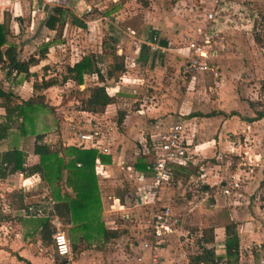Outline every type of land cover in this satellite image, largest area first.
Masks as SVG:
<instances>
[{
    "label": "crops",
    "instance_id": "crops-1",
    "mask_svg": "<svg viewBox=\"0 0 264 264\" xmlns=\"http://www.w3.org/2000/svg\"><path fill=\"white\" fill-rule=\"evenodd\" d=\"M7 1L9 6L7 11L2 13L0 22L4 19L9 21L10 34L7 43L15 45L18 49L19 37L23 32L21 22L24 16L28 15L25 8L27 1ZM122 3L120 0H77L71 8L76 20L83 21L85 32H90L94 26L99 44L93 53L83 52L77 58H72L71 65L89 56L96 60L97 67L105 76L99 63L107 60V56L111 57V63L116 60L123 65L124 70L118 73L117 80L105 81L108 93L114 98L113 102L108 104L103 112L79 110L83 116L103 118L110 123V142H105L102 149L98 150L80 139V132L88 131L90 124L95 126L89 119L75 124L74 133H62V127L58 133L61 120L57 123L54 121L58 146L96 151L99 164L94 163V172L79 177L73 168L63 169L61 172L55 168L51 170L46 185L38 174L25 175L19 171L0 179V264H153V253L157 255L156 264H206L196 263L194 258L201 255L203 247L210 249L216 256H222L225 253L227 225L234 226L238 237L236 264L258 263L260 260L264 264V101L257 103L252 97H247L244 91L239 95L237 90L226 83L214 86L218 88L209 86L204 94L195 91L193 84L198 76L211 74L201 71H198L199 75L188 74L186 66L192 52L186 42L178 44V47L169 42L175 33L168 31L167 26L171 23L164 15L166 12L147 10L146 13L152 16V21L143 23L140 16L135 19L127 17ZM88 5L93 6L92 12L96 8L97 14L85 19L81 15L90 14L85 11ZM108 6L110 7L106 10ZM124 16L131 19L133 26L120 25L121 20H126ZM33 22L34 20L30 21L31 24ZM105 34L109 37L104 38ZM154 37L160 48L152 51L147 45ZM90 45L92 46V43ZM45 46L48 47L46 56L30 66L29 77L23 73L12 72L8 75L6 72L8 77L22 75V79L15 84L16 91L7 90L2 86L0 89L27 100L34 95V82H40L42 77H55L44 74L38 76L37 71L33 70L37 67H47L45 64L49 62L50 47ZM106 47L111 48L109 54H106ZM32 54L37 53H30L28 57ZM165 57H173L177 71L189 75H182L180 79L183 89L180 85L177 90L170 92L166 82L169 78L164 84L160 82L163 80L162 72L167 64ZM128 62H131L132 67L128 66ZM212 65L215 67L214 63ZM87 78L94 79V83L87 84ZM69 81L76 84L74 80L68 79L63 84L51 86L42 92L35 91V94L41 93L45 96L48 90L65 85ZM126 82L135 84L134 87L131 85L135 88L133 92L143 89L142 84L148 83L146 86L152 88L153 91L149 92L154 97L160 94L158 102L152 101L148 104L142 101L131 110L130 104L124 101L131 98L124 93ZM93 84H102L98 82L96 73L84 74V83L76 85L83 89ZM259 90V96L264 97V92ZM3 117L4 108L0 104V122ZM120 117L121 122L118 123ZM38 119L39 116L36 119L35 133L43 134L44 142L53 146L51 139H47L44 134L45 131H37ZM174 122L183 127L184 136L190 142V155L186 164L175 167L173 174L178 171L186 172L190 165L199 166L197 178L201 184H196V189L205 194L204 198H208L209 206L215 212L225 213L227 221L224 226H214L210 229L209 237L211 236L212 240L208 242L204 241L208 238L204 236V231H200V236L195 241V251L189 250L187 246L193 242L192 233L188 228L193 223H184V219L176 217L175 229L166 238L165 244L159 249L151 248V236L147 231L151 206L140 205L136 200L137 189L150 184L151 139ZM34 141L35 135L21 134L19 124L15 122L7 137L0 140V154L15 148L26 154V165L38 164L40 157L33 152ZM223 153L228 154L225 166L219 162ZM59 156L65 161L73 159V154L65 151H61ZM241 160L245 161L248 167L240 168ZM139 163L144 164V168H138ZM231 174H241V187L232 196H225L219 192V184ZM138 175H143L144 179L138 181ZM168 185L160 189L156 206H167L174 216L169 204L164 203L163 193L169 191ZM62 202H66L69 207L66 217L56 213L55 205ZM142 212L147 216L145 223H142ZM45 224L51 231L50 238L44 237ZM63 225L70 234L66 235L71 249V255L68 257L58 256L52 242V233ZM104 231L109 234L107 239L104 237ZM220 231L222 238L217 242L215 234ZM124 237H133L132 243L128 242L125 249L114 245L119 238ZM146 242L148 246L144 245ZM252 242L258 244L256 250L252 248ZM111 244L113 246H110ZM111 254L114 257H111ZM216 264H226V261L221 259Z\"/></svg>",
    "mask_w": 264,
    "mask_h": 264
},
{
    "label": "rangeland",
    "instance_id": "rangeland-1",
    "mask_svg": "<svg viewBox=\"0 0 264 264\" xmlns=\"http://www.w3.org/2000/svg\"><path fill=\"white\" fill-rule=\"evenodd\" d=\"M26 1L25 8L28 10L27 13L29 16L25 15L22 19L23 22H21L23 24V32L19 37L20 45H17V58L19 60H27L25 58H27L30 53H38L41 48L48 45L50 47L48 56L49 62L45 64L48 69L44 70L42 67L33 68V70L37 71L38 76L42 74L52 75L60 80L62 75L67 74L71 70L72 58H77V56L81 55L83 52L93 53V51L97 50L99 44L95 35L96 31L94 26L90 32H88V30L85 32L83 21L76 20L75 15L71 13V8L77 3V0ZM120 1L123 2L122 8L127 17L135 19V17L140 16L143 23L152 21V16L146 13L147 10L152 12L159 11L160 13H164L163 11H165L166 14L164 13V15L168 17L171 23L167 26L169 29L168 31L175 33L174 37L169 39V42L174 47H178V44L184 43L186 40L185 36L187 35L196 36L195 39L199 40L201 36L198 37V34H193L194 28L198 27L204 31L208 26V14L212 13L214 19L212 23L214 39L211 41V44L213 50H215V57L212 56L209 61L212 64L214 63L215 68L222 73L220 75V78H222L220 80L221 83H226L229 87L237 90L239 95L244 91L247 97H252L257 103L264 101V97L259 96V87L264 77V0ZM153 5H155L156 8H151ZM8 6L7 0H0V17L4 11H7L6 9H8ZM54 7H61L62 13L59 16V22L55 30L50 31L44 25V22L52 13ZM109 7L110 6H108L106 10L109 9ZM34 11L35 13L33 14L32 12ZM96 14L97 10L95 8V11L90 12V14L81 15V17L87 19L90 16H96ZM126 16H124L126 20H121L122 22H120V25L123 27L128 24L132 25L131 19L126 18ZM31 20H34L33 24L30 23ZM186 25H189L190 28H187ZM177 33L179 35H177ZM107 37L109 36L105 34L104 38ZM90 43H92V46ZM110 49L111 48L106 47V54L111 52ZM165 58L167 64L162 72L163 80L160 82L164 84L169 78V80L166 81L168 82L167 90L169 89L171 92L172 90H177L178 86L181 85L180 79L182 75L186 74L177 71L178 67L175 66L173 57ZM106 59L107 60H104L102 63H99L100 68L105 74L113 64L111 60H109L111 57L108 58L107 56ZM128 66H131V62H128ZM6 72V70L0 71V86L7 90L16 91L17 87L15 84L22 79V75L8 77ZM195 73L198 74V71L193 73L188 72L189 75ZM189 75L186 76L188 77ZM86 80L87 84L94 83V79L92 78H87ZM6 82H9V84H6ZM147 84H142L144 85L143 89H141L142 91L136 90L137 92H133L135 84L132 82L125 84L128 89L126 88L124 93L127 97L131 98L129 100L124 99V101L130 104L129 108L131 110H134V106L142 101V103L147 102L148 104L152 101L158 102L160 94L154 97L153 94L149 92L150 90L153 91L152 88L147 87ZM131 85H133V87ZM193 85L195 91H200L203 94L205 90L208 91L209 86L218 88L214 87L213 78L211 79V76L205 74L202 75V77L198 76ZM181 88L183 89L182 85ZM79 89L82 88L73 84L72 81H69L65 85L55 86L52 90L45 92L47 103H51L55 106L51 113L46 111L39 113L37 131H45L44 134L47 139H51V143L55 147L58 146V142L56 139L57 134L54 117H57L58 121L61 120L58 126V133L61 127L62 133H74L76 129L74 125L83 121V119L93 121L102 131L109 130L108 128L111 129L110 123L106 122L103 118L93 119L89 115L83 116V114L79 113L80 99L87 95V92L83 94H71L73 91ZM162 90H164V88H162ZM32 93L35 94L36 92L33 91ZM259 97L261 100H258L260 99ZM134 99L138 100L134 101ZM90 127L91 128L88 130L92 129L94 126L90 124ZM221 156L219 162L222 166H225L227 164L226 160L228 154L223 153ZM203 164L205 163L203 162ZM199 170V166L194 167L190 165L186 172L178 171L173 174V180L168 185L169 191L166 190L163 193L165 199L164 203L169 204V207L174 213V217L177 219H184V223H193L188 227L189 231L192 233L193 242H187L188 249L192 251H195V241L197 237L200 236V231H204V236L209 237L210 229L214 226H224L227 223L225 213L222 211L215 212V210L209 206L208 198H204L205 194H203L200 189H196L195 185L198 183L201 184L200 180L197 178L199 176ZM211 193L212 191L209 194ZM168 198L170 199L168 200ZM144 212L140 214L144 219L142 223H145L147 218ZM61 229L64 230L66 235L69 234L64 225ZM133 237L129 239L126 237L119 238L118 242L114 243V245L117 244L118 247L124 248L128 245V242L132 243L131 239H133ZM221 238L222 231L215 234V240L217 242L220 241ZM97 242H99V240ZM110 246L113 245L111 244ZM251 246L253 249H255V247L258 248L256 242H252ZM257 254L259 256V253ZM262 255L264 256V253H262ZM111 257H114L113 254H111ZM127 257L130 258L129 255H127Z\"/></svg>",
    "mask_w": 264,
    "mask_h": 264
},
{
    "label": "trees",
    "instance_id": "trees-1",
    "mask_svg": "<svg viewBox=\"0 0 264 264\" xmlns=\"http://www.w3.org/2000/svg\"><path fill=\"white\" fill-rule=\"evenodd\" d=\"M62 13L61 7H54L52 13L45 20L44 25L54 30L59 22V16ZM10 34L9 21L4 19L0 22V68L6 70L10 75L12 72L23 73L26 77L30 76L29 68L44 58L48 52V47L41 48L36 55H30L27 60H19L17 58V47L13 44L7 43V37ZM114 58V57H113ZM111 68L106 72V76L100 72L97 67L96 60L89 56L83 57L80 61L75 63L71 70L61 76L58 80L56 77L44 78L42 77L40 82H34L32 87L34 91L41 92L51 86L57 84H63L68 79H72L77 85L84 83V74L96 73L98 82L100 84H93L91 86L73 91L71 94H83L87 92L85 97L80 99V110L88 112H103L108 104H111L114 98L108 93L105 85L106 79H118V73H121L123 65L116 60L112 62ZM48 67H44L47 70ZM261 91L264 92V77L260 85ZM0 104L4 108V117L0 122V140L7 137L8 131L12 128L13 124L17 122L19 124L20 133L23 135L34 134L35 141L33 145V152L40 157V162L34 165H26L25 156L23 151H19L15 148L3 151L0 154V179H4L11 174L21 172L25 175L38 174L40 179L46 185V182L50 179V173L52 169L73 168L79 175H83L94 172L95 159L98 157L97 153L93 149H82L77 147H58L51 146L44 142L43 134L35 133L36 119L40 112H53V107L47 103L45 96L41 93L34 94L27 100L20 99L11 92H6L0 89ZM56 123L58 118L54 117ZM121 122V117L118 123ZM61 151H65L68 154H73V159L65 161L63 157L59 156ZM104 159V157H102ZM77 164H80L77 166ZM138 168H144V164H137ZM23 204L21 202L20 207ZM56 213L62 216H68L69 207L66 202H62L55 205ZM44 237L50 238L51 231L48 229L47 224L44 225ZM225 253L222 256H216L210 249L203 247L201 255H197L194 261L203 262L206 264H216L218 260H225L226 264H236L238 260V237L236 235L234 226L227 225L225 227ZM104 237L107 239L109 234L104 231ZM212 237L205 238L204 241L212 240Z\"/></svg>",
    "mask_w": 264,
    "mask_h": 264
},
{
    "label": "built area",
    "instance_id": "built-area-1",
    "mask_svg": "<svg viewBox=\"0 0 264 264\" xmlns=\"http://www.w3.org/2000/svg\"><path fill=\"white\" fill-rule=\"evenodd\" d=\"M93 10V6L88 5L85 9L86 13H90ZM208 26L203 31L198 27L194 28V35L198 34L199 40L195 39L196 36L187 35L186 44L188 49L192 52L186 69L188 72H208L211 74L214 85L218 86L221 83L220 72L210 63V58L214 56L215 50L212 48L211 41L214 39V33L212 31V23L214 22L213 14H208ZM150 50L154 51L160 47L156 43L154 37L151 42L147 45ZM109 130L102 131L99 126H94L92 129L80 132L79 137L83 142H88L90 147L95 149H102L105 142H110V128ZM100 140H103L100 142ZM190 142L186 139L183 133V127L180 123L174 122L169 125L163 132L151 139L150 149L152 152V161L150 165L151 177L150 184L145 185L137 189L136 200L140 205L151 206V218L147 231L151 236L150 246L154 249L161 248L166 238L175 229L176 219L170 213L167 206H156L160 189L169 183L173 179L174 169L177 165H184L190 155L189 150ZM242 159V158H241ZM96 164H99V158L95 159ZM80 164H77L79 166ZM248 167V164L241 160L239 167ZM245 172V170H243ZM248 172V171H247ZM138 181L144 179L143 175H138ZM242 179L241 174H231L221 184H219V192L225 196H232L241 187ZM52 242L55 251L58 256L68 257L71 255L70 244L68 238L60 227L52 233ZM148 246L146 242L144 244ZM157 255L153 253L152 263L156 264ZM260 260L258 263L251 264H262Z\"/></svg>",
    "mask_w": 264,
    "mask_h": 264
}]
</instances>
